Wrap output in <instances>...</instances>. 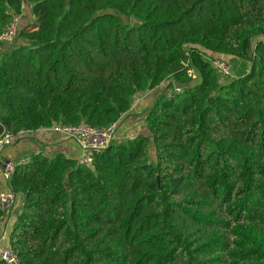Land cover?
<instances>
[{
	"label": "trees",
	"instance_id": "obj_1",
	"mask_svg": "<svg viewBox=\"0 0 264 264\" xmlns=\"http://www.w3.org/2000/svg\"><path fill=\"white\" fill-rule=\"evenodd\" d=\"M25 5L34 21L0 51V135L102 129L166 80L182 91L90 167L16 165L18 264H264V0H0V33Z\"/></svg>",
	"mask_w": 264,
	"mask_h": 264
},
{
	"label": "built area",
	"instance_id": "obj_2",
	"mask_svg": "<svg viewBox=\"0 0 264 264\" xmlns=\"http://www.w3.org/2000/svg\"><path fill=\"white\" fill-rule=\"evenodd\" d=\"M18 19V16H13L7 27L0 33V42L13 41L18 30ZM206 54L208 55L212 66L218 71L221 77L228 78L232 76L231 66L226 59L215 58L213 57V53L210 51H206ZM184 66L186 67L187 75L194 78L195 72L194 69L190 67L189 60L184 62ZM169 81L170 84H172L170 91L176 93H180L182 91L180 86L176 85L173 79H169ZM116 127L117 122L111 123L102 129L90 126L86 123H80L74 126L54 123L50 127L40 129H48L55 134H59L76 141L81 149L79 163L90 167L93 163L94 153L108 147L113 140ZM30 132L32 131L21 129L17 133L3 131V133L0 135V170L3 178L6 181L13 174L16 165L26 163L27 158L22 157L17 161H11L1 156V150L3 147L11 145L16 139L25 136ZM18 203L19 196L10 190L8 186L6 189L0 191V209L4 213L0 220V225H13L15 220H11V217L14 214L15 207ZM0 259L6 262V264H18L17 256L9 246L0 245Z\"/></svg>",
	"mask_w": 264,
	"mask_h": 264
},
{
	"label": "crops",
	"instance_id": "obj_3",
	"mask_svg": "<svg viewBox=\"0 0 264 264\" xmlns=\"http://www.w3.org/2000/svg\"><path fill=\"white\" fill-rule=\"evenodd\" d=\"M18 28L26 26L33 21L31 9L29 5H25L21 15L18 16ZM10 42H1L0 51L8 47ZM172 85L169 80L164 81L157 88L147 91L144 94L137 95L133 101L132 107L122 121L117 125L113 140H123L127 136L135 135L138 132H145L144 116L146 109L152 104L155 97L162 92H169ZM160 91V92H161ZM58 153L64 154L70 159L79 161L81 157V149L73 139L55 134L48 129H37L16 139L11 145L3 147L1 156L11 161H17L29 154H41L43 156L52 157ZM7 188V181L3 178L0 170V191ZM20 200L15 207L11 220H15L19 210ZM10 224L0 225V245L7 246V237L11 229Z\"/></svg>",
	"mask_w": 264,
	"mask_h": 264
},
{
	"label": "rangeland",
	"instance_id": "obj_4",
	"mask_svg": "<svg viewBox=\"0 0 264 264\" xmlns=\"http://www.w3.org/2000/svg\"><path fill=\"white\" fill-rule=\"evenodd\" d=\"M117 14H118L119 18L121 19V21L124 22V23H126V24H128V25H134V24L137 23V20L135 18H132V17L127 16V15H122V14H119V13H117ZM33 21H34V18H33ZM226 60L229 63V65L231 66L232 71H234V67H233L234 62H233V60H230V59H226ZM160 91H161V89L157 90V93H162V91L161 92ZM169 92H168V94H169ZM132 136L133 135H131V136L129 135V136L125 137L123 140H117L116 139L115 141L116 142H121V141H124V140L132 137Z\"/></svg>",
	"mask_w": 264,
	"mask_h": 264
}]
</instances>
